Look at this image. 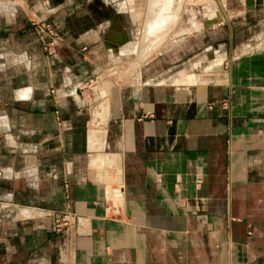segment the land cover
Wrapping results in <instances>:
<instances>
[{
    "label": "crops",
    "instance_id": "1",
    "mask_svg": "<svg viewBox=\"0 0 264 264\" xmlns=\"http://www.w3.org/2000/svg\"><path fill=\"white\" fill-rule=\"evenodd\" d=\"M16 1L0 0V264H264V0L190 18L217 28L188 68L121 78L135 25L159 42L175 0H25L61 34L50 57ZM46 212L74 218L56 231Z\"/></svg>",
    "mask_w": 264,
    "mask_h": 264
},
{
    "label": "rangeland",
    "instance_id": "2",
    "mask_svg": "<svg viewBox=\"0 0 264 264\" xmlns=\"http://www.w3.org/2000/svg\"><path fill=\"white\" fill-rule=\"evenodd\" d=\"M16 2L19 4L18 6L25 8L26 12L29 13L28 21L32 31L33 29L31 26V20H42L49 22L46 19H42L41 17L36 16L33 13L32 8L28 5V3H26L25 0H17ZM224 2L225 0H220V5L224 4ZM174 5H175L174 10L177 15L174 21H172V24H170L168 29L164 32L161 39L159 38L160 39L159 42L156 40L157 38L152 40L147 39L144 31L146 19L141 21L140 25H135V27L133 25L134 28L137 27V31L135 33L136 42L134 43L135 45L134 47L136 48V50L132 51V54L119 56L118 63L121 62L120 69L115 73L114 71L111 72L112 74H116V77L121 78L131 70L132 71L138 70L139 73L146 76L149 74H154V75L161 74L163 71L168 73H174V71H177L181 67L188 68L189 65H187L186 63L189 62V59L192 57L191 55H193L194 53L201 52V50H199L197 47L199 46L201 41L206 43L209 40L210 37L209 32L212 30L213 27L215 29L217 28L216 27L217 22H215L209 28L201 26L200 29L192 28L190 31H184V30L185 28L187 29L190 28L191 19L196 20L198 23L202 22L205 17L204 13L209 11L211 7H216L217 4H216V0L215 1L214 0H175ZM146 11L148 13V10ZM220 19L222 18L220 17ZM58 34L61 38L60 40L61 43L62 37L59 32ZM183 39L188 40L186 45L187 50H185L184 48H179V41ZM149 41L150 43L148 45L147 42ZM41 48H42V44H41ZM146 49L148 50L152 49V50L148 53ZM42 51L44 55L47 57L56 54V52L55 54H49L43 48ZM135 63L136 65H134ZM130 64H133V67H130ZM112 76L115 77L114 75ZM87 88L90 87L87 85L86 88H82V91ZM90 90H88L86 95L90 94L89 95L90 97H96V101L94 102L92 101V103H94L93 105H95L96 103H98V101L101 100L100 96L102 97L105 96L104 86H100V87L98 86L94 91V94L92 90L91 91Z\"/></svg>",
    "mask_w": 264,
    "mask_h": 264
},
{
    "label": "built area",
    "instance_id": "3",
    "mask_svg": "<svg viewBox=\"0 0 264 264\" xmlns=\"http://www.w3.org/2000/svg\"><path fill=\"white\" fill-rule=\"evenodd\" d=\"M32 29L37 39L42 44V48L49 54H55L56 46L60 43V36L55 28L46 21L31 20ZM210 104L209 106H211ZM221 105L226 108L228 102L223 100ZM48 215L54 216V229L56 231L62 230L68 227L72 223L74 216H71L68 212L54 214L53 212H46Z\"/></svg>",
    "mask_w": 264,
    "mask_h": 264
},
{
    "label": "water",
    "instance_id": "4",
    "mask_svg": "<svg viewBox=\"0 0 264 264\" xmlns=\"http://www.w3.org/2000/svg\"><path fill=\"white\" fill-rule=\"evenodd\" d=\"M249 1H252V0H246L247 4H248ZM256 1L258 2V1H260V0H256Z\"/></svg>",
    "mask_w": 264,
    "mask_h": 264
}]
</instances>
